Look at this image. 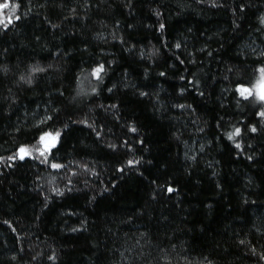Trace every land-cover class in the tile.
<instances>
[{"label": "trees", "instance_id": "16d2710c", "mask_svg": "<svg viewBox=\"0 0 264 264\" xmlns=\"http://www.w3.org/2000/svg\"><path fill=\"white\" fill-rule=\"evenodd\" d=\"M7 2L0 264H264V0Z\"/></svg>", "mask_w": 264, "mask_h": 264}, {"label": "snow or ice", "instance_id": "6c2138e0", "mask_svg": "<svg viewBox=\"0 0 264 264\" xmlns=\"http://www.w3.org/2000/svg\"><path fill=\"white\" fill-rule=\"evenodd\" d=\"M18 7H19L18 4H12L11 5V13H10L9 17L6 19L4 17V15H3V10L9 8V3L7 2V0H5L4 3H0V25H2L5 29H7V27L10 24L13 23V20H12L11 16L15 14V11H16V9ZM15 18H16V20L20 19L19 16H16ZM260 23L262 25H264V16H262L260 18ZM164 27H165L164 24L160 25L161 29H163ZM176 47L179 48L180 45L177 44ZM262 55H264V53H262ZM33 71H43V69L36 68ZM103 71H104V65H99L98 67L93 69L92 75L99 80V79H101V73ZM259 71L262 74V79H261L259 85L257 86L258 87V91L256 92V95H258V97H259V99L261 101H264V68H261ZM160 75L163 76L165 74L161 73ZM22 79H23V77H22ZM182 79H183V77H182ZM27 82L30 84L31 80L29 79ZM93 91H95V89H93ZM109 91H111V89H109ZM237 92H239L240 95L243 96L245 99H247L249 96H251L253 94L250 89H248L246 87H243V86L238 87L237 88ZM245 93H247V96H245ZM141 95H146V93H141ZM113 107H115V106H113ZM180 107H184V106L180 105ZM259 115L264 117V112H260ZM49 119H51V117H49ZM132 131H135V129H132ZM251 131L253 133H255L257 131L256 127L252 126L251 127ZM240 133H241V129L240 128H236L233 133H230L228 135V139L232 140L234 136H239ZM59 137H60V133L59 132H56L55 134L43 133L40 136V143H41L42 146L39 149H36L37 151H39L40 156H44L46 158V154L50 153L53 149H55L57 147V143H58ZM235 147L239 149L241 147V145L237 143L235 145ZM30 153H31V149H29V148H27L25 146H21L19 148V150H18L19 159L23 160L25 158V156L26 155H30ZM9 159H13V157H9ZM131 163L132 162L129 161V164H131ZM51 167L53 169H59V168L62 167V165L61 164H57V163H53L51 165ZM167 191L169 193H172L174 191V189L172 187H169L167 189ZM73 231H76V229H73Z\"/></svg>", "mask_w": 264, "mask_h": 264}]
</instances>
